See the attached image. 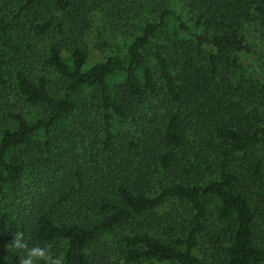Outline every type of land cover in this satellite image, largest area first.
I'll list each match as a JSON object with an SVG mask.
<instances>
[{
    "label": "trees",
    "instance_id": "trees-1",
    "mask_svg": "<svg viewBox=\"0 0 264 264\" xmlns=\"http://www.w3.org/2000/svg\"><path fill=\"white\" fill-rule=\"evenodd\" d=\"M96 12L131 38L87 67ZM1 41L0 264H264V0H0Z\"/></svg>",
    "mask_w": 264,
    "mask_h": 264
},
{
    "label": "rangeland",
    "instance_id": "rangeland-1",
    "mask_svg": "<svg viewBox=\"0 0 264 264\" xmlns=\"http://www.w3.org/2000/svg\"><path fill=\"white\" fill-rule=\"evenodd\" d=\"M102 12H96V14H91L90 21L88 22V29H87V44H88V61L87 67H91L93 64L105 60L108 56L116 55L121 53L123 47H125L126 42L131 38V30H128L126 27L122 26V23L119 22L117 24L113 23L110 24L103 18ZM138 20V18H136ZM176 19L173 18L172 22H175ZM260 32L256 25L251 26V31L249 35V39L252 44H255L254 51L256 52L259 50L258 45L260 41ZM107 42L105 46L101 44V42ZM0 48L6 50L7 47L3 41L0 42ZM66 59H70V53L65 54ZM11 56H6L4 58L0 57V64L5 66V71H11V66L9 65V59ZM253 61V57L249 60V62ZM122 78L120 75L116 76L112 82H117ZM9 92L7 94H11ZM13 94V93H12ZM6 99V97L1 98L0 100ZM27 110L33 114H38V108H27ZM79 138V137H78ZM260 212L257 215V220L255 221V236L256 241L264 247V202L259 203ZM170 210V208H167ZM165 213V212H162ZM180 214L184 215L183 211L180 210ZM184 217V216H183ZM179 221L184 224V218H179ZM218 225V224H217ZM120 231L117 230L116 232L107 233L102 236L100 242L97 245L102 246L104 249L108 250V246L115 247L120 242ZM168 236H172L175 234L174 232L169 231L168 229L165 230ZM164 231V232H165ZM216 236H212L209 233L207 236L203 238V240L199 244V248L196 250L198 254H200L204 260H206L205 264H219L216 258H213L220 255L222 250L217 251V241L215 239ZM110 253L113 252V249L109 251Z\"/></svg>",
    "mask_w": 264,
    "mask_h": 264
},
{
    "label": "clouds",
    "instance_id": "clouds-1",
    "mask_svg": "<svg viewBox=\"0 0 264 264\" xmlns=\"http://www.w3.org/2000/svg\"><path fill=\"white\" fill-rule=\"evenodd\" d=\"M9 249L15 248L23 255H20L19 264H37V261H44V264H62L60 257L53 256L50 246L41 247L39 245L29 246L23 232L14 234V242L8 245Z\"/></svg>",
    "mask_w": 264,
    "mask_h": 264
}]
</instances>
